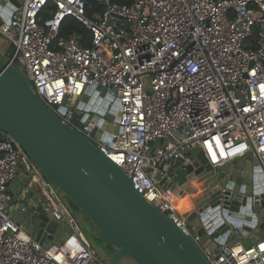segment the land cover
Returning a JSON list of instances; mask_svg holds the SVG:
<instances>
[{"label": "built area", "instance_id": "1", "mask_svg": "<svg viewBox=\"0 0 264 264\" xmlns=\"http://www.w3.org/2000/svg\"><path fill=\"white\" fill-rule=\"evenodd\" d=\"M101 2L104 10L88 17L82 0H21L15 12L0 15L6 61L26 75L48 109L190 234L155 180L159 173L164 177V165L188 163L198 148L213 168L252 156L264 175V0ZM67 18L84 26L89 37L73 32L59 38ZM90 87L111 95L105 115L118 121L99 125L104 117L92 111L97 100L92 94L79 108ZM96 129L106 140L92 135ZM157 140L162 144L149 145ZM19 168L29 178L19 201L32 205L37 190L42 214L68 230L60 243L40 244L8 213L7 191ZM20 211L25 213V206ZM245 238L219 246L216 253L205 249L209 264H264V235L248 247ZM0 264H106L54 188L1 130Z\"/></svg>", "mask_w": 264, "mask_h": 264}, {"label": "water", "instance_id": "2", "mask_svg": "<svg viewBox=\"0 0 264 264\" xmlns=\"http://www.w3.org/2000/svg\"><path fill=\"white\" fill-rule=\"evenodd\" d=\"M20 6L21 0H0V15L9 16ZM7 50L0 55V130L22 148L76 223L88 235L94 231L101 245L88 240L106 264H209L205 249L216 253L219 246L264 228V175L256 159L252 169L237 170L236 160L213 168L196 148L188 163L177 160L162 167L164 177L159 173L155 180L190 227L188 234L144 199L117 164L43 104L26 75L6 61ZM91 94L101 105L92 109L104 117L99 125L118 121L105 115L112 97L104 88L90 87L79 108ZM92 135L106 140L101 129ZM157 144L162 141L149 143ZM16 201L25 206L23 230L40 244L52 240L57 224L42 214L41 204L26 206L18 196Z\"/></svg>", "mask_w": 264, "mask_h": 264}, {"label": "crops", "instance_id": "3", "mask_svg": "<svg viewBox=\"0 0 264 264\" xmlns=\"http://www.w3.org/2000/svg\"><path fill=\"white\" fill-rule=\"evenodd\" d=\"M252 159H253L252 156H246L244 158L237 159L236 161H234L237 170H239V169L242 170L244 168L252 169L253 168V165L251 164ZM25 177H27V176L24 173L23 169L19 168L18 175H17L15 181L8 188V192H7L8 200L6 203L8 213L21 226L22 230H23L24 221L26 220V215H24V213H21L20 204L16 201V197L19 194L16 197H14V194L19 191V190H17V188L19 187L18 181H20L22 183L21 184L22 185L21 190L24 189L25 185L27 184V179ZM33 193H34L35 197L37 198L36 200L38 201V203L41 204L40 194L37 192L36 189ZM67 231L68 230L66 227L58 226L52 240H46L45 245L60 243L63 240V238L65 237ZM258 233H259L258 230L253 232L252 234H250V236L247 237V239L246 238L243 239V243L246 242L248 239H252V241H254L255 239L261 237L260 235L258 236ZM28 234H30V233H28Z\"/></svg>", "mask_w": 264, "mask_h": 264}, {"label": "trees", "instance_id": "4", "mask_svg": "<svg viewBox=\"0 0 264 264\" xmlns=\"http://www.w3.org/2000/svg\"><path fill=\"white\" fill-rule=\"evenodd\" d=\"M82 1L85 4L86 15L88 17H92L95 14H98L104 10V5L101 3V0H82ZM111 1L113 3L119 4V5H129L130 3H132L133 0H111ZM51 8H52L51 4H49L48 7H46L44 9L42 16L47 17L48 12L51 10ZM73 32L80 34L85 39H87V37H89V32L84 26H82L80 23L74 21L73 19H69V18L65 19L62 22L58 37L66 39ZM85 45H87V43H85ZM71 213L73 214V212H71ZM81 229H82V227H81ZM83 232H84V230H83Z\"/></svg>", "mask_w": 264, "mask_h": 264}, {"label": "rangeland", "instance_id": "5", "mask_svg": "<svg viewBox=\"0 0 264 264\" xmlns=\"http://www.w3.org/2000/svg\"><path fill=\"white\" fill-rule=\"evenodd\" d=\"M102 3V2H101ZM7 48H8V42H7V40L5 39V38H3V37H1L0 36V55H2L6 50H7ZM26 179H27V177H25ZM18 184H19V187L17 188V190H21V188H22V183L20 182V181H18ZM16 190V191H17ZM24 189H22L20 192L18 191L17 193H15L14 194V197H16L18 194H19V198H21L22 197V195H23V193H24V191H23ZM15 191V192H16ZM31 192H29V193H26V195L27 194H30ZM185 224V226L188 228V229H190V227L188 226V224H186V223H184ZM258 236L260 235V236H263L264 235V228H259L258 229ZM84 235H85V237L88 239H91L92 238V240H94V241H96V242H98L99 244H101L100 243V241H99V239H98V237H97V235H95V233L92 231L91 232V235H88L85 231H84ZM252 239H248L246 242H244L243 243V245L245 246V247H248V246H250L251 244H252ZM110 252V251H109Z\"/></svg>", "mask_w": 264, "mask_h": 264}, {"label": "flooded vegetation", "instance_id": "6", "mask_svg": "<svg viewBox=\"0 0 264 264\" xmlns=\"http://www.w3.org/2000/svg\"><path fill=\"white\" fill-rule=\"evenodd\" d=\"M96 242V241H95ZM96 243H98V242H96ZM101 245V244H100ZM103 252H104V254H107L108 253V249L105 247V245H103Z\"/></svg>", "mask_w": 264, "mask_h": 264}]
</instances>
